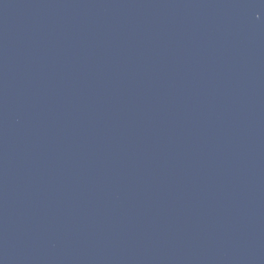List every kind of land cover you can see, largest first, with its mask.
Instances as JSON below:
<instances>
[{
  "label": "water",
  "instance_id": "water-1",
  "mask_svg": "<svg viewBox=\"0 0 264 264\" xmlns=\"http://www.w3.org/2000/svg\"><path fill=\"white\" fill-rule=\"evenodd\" d=\"M0 264H264V0H0Z\"/></svg>",
  "mask_w": 264,
  "mask_h": 264
}]
</instances>
